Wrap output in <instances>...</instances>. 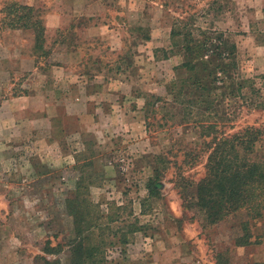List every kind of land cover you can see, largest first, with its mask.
Wrapping results in <instances>:
<instances>
[{"label": "crops", "instance_id": "0c3cea01", "mask_svg": "<svg viewBox=\"0 0 264 264\" xmlns=\"http://www.w3.org/2000/svg\"><path fill=\"white\" fill-rule=\"evenodd\" d=\"M42 1L21 4L37 8ZM229 3L52 0L53 13L43 17L42 46H35L31 30L0 32V86L6 91L16 87L17 93L0 97V145L11 153L24 149L30 157H38L41 167L50 169L76 165L73 146L86 141L88 134L96 138L151 134L154 129L147 128L145 120L146 102L152 97L171 102L166 86L182 62L175 30H188L195 37L204 32L222 34L236 54L239 72L242 74L238 58L244 57L253 71L244 77L254 81L256 72L264 74V0ZM138 4L141 9L136 8ZM111 10L115 18L110 17ZM116 18L122 26L114 30L110 19ZM197 21H208L202 24L207 29L202 25L194 29ZM18 74L23 76L15 84L12 77ZM254 88V95L261 96L256 80ZM47 152L50 159H43L40 154ZM132 258V264L164 262L155 254ZM166 262L201 263L189 254L168 258L163 264Z\"/></svg>", "mask_w": 264, "mask_h": 264}, {"label": "rangeland", "instance_id": "374dc122", "mask_svg": "<svg viewBox=\"0 0 264 264\" xmlns=\"http://www.w3.org/2000/svg\"><path fill=\"white\" fill-rule=\"evenodd\" d=\"M51 2L45 0L35 7L36 14L42 19L53 13ZM229 2L223 0L228 6ZM6 3V0H0V19ZM138 5L136 8L141 9ZM148 10L146 8L145 14ZM114 12L111 10L110 17H114ZM113 19H110V28L120 29L121 22ZM208 23L197 21L194 29ZM202 27L207 29L208 26ZM50 55L53 60L55 56L51 52ZM238 61L243 76L249 77L253 71L246 65L245 58L239 57ZM256 73L254 81L262 89V95L247 96V101H241L239 95L230 106L221 108L219 117L222 120H214L220 133L223 130L226 134L232 130L235 133L247 126L264 132V112L256 109L258 103H263L260 99L264 98V74L261 71ZM22 76H13L14 83L17 84V79ZM4 88L0 86L1 98L5 94H17L16 87L12 91ZM158 120L151 123L149 128H154L151 134L143 138L137 133L129 137L107 134L108 137L104 138L88 134L86 141L73 146L77 164L62 168L41 167L37 156L30 157L21 148L12 155L1 144L0 264H42L38 259L40 256L54 259V256L43 253V247L45 241L56 246L73 238L72 220L66 214L64 201L76 191L78 182L82 188L80 193H86L89 201L98 205L104 215L110 213L118 217L119 220L111 225L114 229L138 220L141 230L133 235L126 247V259L130 261L126 264H132V257L139 254L142 259L155 254L164 258V262L168 258H185L189 254L200 260V264H264V218L252 222L253 232L260 243L237 247L234 239L241 233L239 220L244 219L243 215L203 228L194 211L183 209L175 187L178 175L195 182L199 180L204 175L206 151L197 129ZM160 122L166 125L160 127ZM93 129L90 127L91 131ZM261 144L258 147H264V141ZM62 146L60 144V148ZM43 154H40L43 159H50L49 152ZM11 157L14 161H8ZM27 160H30L29 164ZM151 176L158 177L159 190L149 198L145 183ZM115 207H120L119 211ZM60 257L64 261L66 252ZM119 257L118 248L108 249L107 258Z\"/></svg>", "mask_w": 264, "mask_h": 264}, {"label": "trees", "instance_id": "16d2710c", "mask_svg": "<svg viewBox=\"0 0 264 264\" xmlns=\"http://www.w3.org/2000/svg\"><path fill=\"white\" fill-rule=\"evenodd\" d=\"M6 1L0 29L31 30L35 46H42L45 30L37 9L17 0ZM173 35L179 38L176 45L181 47L182 62L174 68V78L166 86L171 102L157 97L146 102L147 128L159 119L185 124L200 132L206 151L204 175L196 182L178 175L175 183L183 209L194 211L203 228L243 215L235 246L259 244L252 222L264 218V147H258L264 141V132L247 126L235 133L234 130L230 134L224 130L220 133L214 121L222 120L221 108L230 106L239 95L241 101L254 96V81L241 75L236 54L222 34L204 32L195 37L188 30H175ZM256 109L264 111V101L258 103ZM164 122L158 126L166 125ZM157 178L151 176L146 180L149 198L159 190ZM81 189V183H76V191L64 201L66 214L72 220L73 238L56 246L45 241L43 253L54 259L40 256L39 261L42 264H125L126 247L141 230L138 220L114 229L111 225L118 217L110 213L104 215L86 193H80ZM140 206L142 209V203ZM115 208L119 211L120 207ZM109 248H118L120 257L107 258ZM64 252L63 261L60 256Z\"/></svg>", "mask_w": 264, "mask_h": 264}]
</instances>
